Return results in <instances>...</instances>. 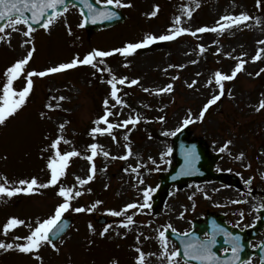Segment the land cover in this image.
<instances>
[{"label":"rangeland","instance_id":"rangeland-1","mask_svg":"<svg viewBox=\"0 0 264 264\" xmlns=\"http://www.w3.org/2000/svg\"><path fill=\"white\" fill-rule=\"evenodd\" d=\"M96 1L105 4L104 0ZM122 3L131 6L112 5L125 15L124 21L89 37L80 26L82 17L74 6H67V11L49 29H33L30 36L24 35L27 25L12 27L8 20L3 25L5 30L0 32L3 37L0 95L6 82L5 70L33 47L35 51L24 76L14 82L17 90L25 86L27 72L44 71L70 62L77 55L82 59L93 49L110 51L126 43L140 42L149 34H168L174 27L191 31L205 26L211 29L225 15L246 13L250 19L223 31H205L195 36L188 32L170 41H156L127 56L114 53L103 58L97 67L78 65L32 77L33 88L26 104L0 125V183L6 177L8 186H16L20 179L33 176L39 183H47L48 160L55 155L51 145L57 137H63L61 152L76 150L80 155L70 159L66 174L57 185L39 188L31 194L0 196V241L23 243L15 238L27 236L37 220L53 215L56 206L64 202L58 195L59 187H72L82 194L73 197L70 208L63 214L72 216V225L66 235L53 242L56 248L44 243L29 254L15 248H0V264H137V249L144 253V264H169L168 258L161 255L159 231L186 232L193 220L201 221L207 212L222 214L227 224L244 228L255 222L258 211L264 207V109L256 110L264 100V71H261L264 43H260L264 41V0L259 5L257 0H122ZM153 12L156 14L151 15ZM178 16L180 24L176 25ZM258 49L261 58L253 61ZM240 60L245 61L242 71L233 80L224 82L221 99L202 120L196 119L204 104L219 92L215 72L230 75ZM113 76L117 81L127 78L124 84L117 83L120 104L110 95L111 85L107 81ZM133 79L138 83L131 84ZM168 84L173 86L171 91H157ZM106 98L107 107L114 113L108 117L110 122L119 124L130 117H140L139 122L135 126L130 123L127 127H114L112 135H91L93 127L107 126L103 122L94 123L104 115ZM189 114L193 119L186 125L190 137L202 138L208 152L219 155L214 171L226 174L225 183L190 181L181 188L171 186L157 212L145 207L142 211L130 209L121 216H113L110 210L120 211L133 202L143 204L144 189H155L158 174L172 163L174 135L168 133H176L177 128L185 126L183 121ZM226 141L231 143L221 151ZM93 143L102 147L90 162L86 157L91 155L88 146ZM126 146L130 147L131 155L122 159L128 152ZM104 151L110 155L105 157ZM241 153L243 156L237 159ZM93 164L94 178L81 186L76 178H87ZM232 175L237 180L235 187L230 185ZM250 178L251 182L245 184ZM80 207L85 211H74ZM127 215H133L134 223L125 227L122 221L126 222ZM99 216L109 221L98 224L94 219ZM9 217L24 220L25 224L5 235L3 225ZM107 226L108 231L101 236ZM260 232L262 235L264 229ZM259 239H254L251 246ZM167 242L169 253L177 249L172 240L167 238ZM256 263V257H252L242 264ZM173 264L190 263L175 257Z\"/></svg>","mask_w":264,"mask_h":264},{"label":"snow or ice","instance_id":"snow-or-ice-1","mask_svg":"<svg viewBox=\"0 0 264 264\" xmlns=\"http://www.w3.org/2000/svg\"><path fill=\"white\" fill-rule=\"evenodd\" d=\"M66 0H0V21L4 20H10L11 26L15 27L19 24L27 25V31L24 32L25 36H30L33 27L31 22H35L38 25H42L44 29H49L51 25L58 20L62 15L63 11H67V8L65 7L63 11H58V6L65 5ZM81 3L84 5L85 8L88 9V15L84 17V20L81 23V27H83V24L88 22V19L91 18V21L95 23L97 20H108L112 19L117 15L115 11H112L110 9L105 10H98L94 7L91 0H81ZM104 3L106 5H112L115 4L117 8L123 7V6H131L130 4L124 5L122 3V0H104ZM258 5L261 3V0H257ZM159 6H156L158 9ZM30 11L31 16L27 18H21L24 15L25 11ZM51 10V11H49ZM156 12L151 13V15H155ZM191 11L187 12V15L191 17ZM15 16L16 18L12 20V17ZM250 17L246 13H240L239 15H225L220 18V21L217 22V27H212L209 29L207 26L200 27L195 29V31H191L188 28L184 27H174L171 28L168 32V34H161V35H154L149 34L144 37V39L140 42L136 43H126L123 47L115 48L110 51H102L98 49H93L92 51L88 52L86 55L83 56L81 59L78 55L74 57L70 62L66 63H60L57 66L48 67L44 71H31L27 72L26 74V84L25 86L17 90L14 88V82L24 76L26 65L29 63V60L32 58L33 53L35 51V48H31L27 52V55H25L22 59L16 60L13 64H11L6 70H5V77L6 82L3 84L2 87V95H0V125H3L6 120L16 114L18 110H20L27 102V98L29 97L32 88H33V79L34 76H46L48 74L58 73L61 71H65L68 69H72L77 67L78 65H91L93 67H97V64L103 63V58L109 57L113 55L114 53H119L121 55L127 56L132 53H134L137 49H140L142 47H146L148 45H151L152 43L156 41H170L175 39L176 37L191 32V35L195 36L197 33H203L205 31H223L226 28H231L234 25L238 26L243 22H246L249 20ZM175 24H180V17H176ZM5 30L4 27L0 26V32H3ZM0 39H3V37H0ZM26 43H31V41H26ZM264 43V41L260 42ZM201 52L204 51L203 46L200 47ZM219 51V49H218ZM260 53L261 50H257V54L252 57L253 61H256L260 59ZM245 61L240 60L232 70L231 74H224L220 71H216L214 74L215 84L219 87V92L216 95H213L207 103L204 104L203 108L201 109L199 116L196 117V119L202 120L205 116V113L209 110V108L214 105L217 101L221 99V97L224 95L225 87L224 82L225 81H231L236 76L237 73L242 71L243 65ZM171 67V66H170ZM104 70V69H102ZM261 71H264V69H261ZM259 75V73H257ZM176 77H174L175 79ZM127 81L126 77H121L117 81V78L113 76L112 79L108 80L107 82L109 85H111V97L115 99L116 104H120L121 100L118 97L119 89L117 87V83L124 84ZM131 84H137L138 80L133 79L130 82ZM196 82L193 81V84ZM209 83H212V80H209ZM192 84H189V87H191ZM172 84H168L165 88L158 89V92H166L172 90ZM145 91H148V89H144ZM231 95V92L228 93ZM63 99V97H61ZM104 104L106 106L104 115L99 117L97 121L94 123L100 124L103 122L106 127H93L90 130V134L95 136L97 134L103 135V134H109L112 135V130L114 127H127L128 124H132L135 126L138 122L140 117H136L135 119L129 118L128 120H124L119 124H113L108 120V117L111 115H114L112 111L109 110L107 107L109 105V100L106 98L104 101ZM51 107V105H49ZM112 107H115V105H112ZM261 109H264V100H261L259 103V107L256 109L257 111H260ZM160 120H163L164 117H159ZM193 122L191 114L183 121L184 125L190 124ZM61 128L64 127V125H60ZM180 129L177 128L176 131H179ZM170 135H174L175 133H168ZM63 137H57L56 140L52 142L51 148L55 150V155L48 160L47 167L50 170V179L47 181V183H39L38 178L33 176L31 179H20L16 182V186H8L9 182L7 178H3L4 182L0 183V196L6 195L8 197H12L14 195H17L19 193H25V194H31L34 191H36L39 188H47L49 186L57 185L60 181V178L63 177L66 174V169L69 166L70 159L72 157L79 156L80 153L76 150L72 151H66L61 152L59 149V145L61 143V140ZM113 139H115V136H113ZM125 139H127V135L125 136ZM231 143V141H226L224 147H222L220 150L224 151L225 148L228 147V145ZM89 149L91 150V155H88L86 158L91 162L93 161V158L99 153V150L102 146L93 143L90 144ZM128 147V146H126ZM105 157L109 156L110 153L107 151H104L102 153ZM131 155V149L128 147V152L125 156L120 157L122 159H127V156ZM243 156V153H241L237 159L241 158ZM189 162H191V153L188 154ZM151 159V158H150ZM139 167V165H137ZM90 175L87 176V178L82 179L77 177V182L82 186L89 181H91L94 178L95 174V165L90 168ZM127 171V169H125ZM132 171H136L135 168L132 169ZM251 182V178L249 180L245 181V184H249ZM141 183L143 181L141 180ZM90 191V190H89ZM154 191V189L146 188L144 189V203L139 204L136 202L129 203L124 206L123 209L120 211L110 210L111 214L113 216H121L122 213H126L130 209H135L136 211H142L145 207H150L148 204V200L150 197V193ZM82 193L79 191H74L72 187L65 188L63 186L59 187L58 195L60 197L64 198V202L58 204L55 208L54 214L49 216L46 219H40L35 222L34 227H30L29 234L25 237H16L17 240H23V243H4L3 241H0V248H3L5 250L13 249L22 252V253H33L34 251H37L40 249L41 245L44 243L50 244L53 248H56V245L53 243L52 239L50 238V235H57L59 232L63 231L64 224L60 223L63 214L70 208V202L73 199L74 196L78 197ZM239 202V201H237ZM101 203L100 201H96V204ZM95 207V204L92 206ZM88 211H91V209H87ZM74 211L81 212L85 211L83 207L75 208ZM134 223L133 215H127L126 216V222L122 221L123 226H127L129 224ZM25 224L24 220H21L16 217H9L7 222L3 225V230L5 235L7 233L20 225ZM91 227V225H90ZM110 226L105 227L103 231L100 232V235L103 236L105 232L108 231V228ZM170 228L171 225H168ZM175 229H173V232ZM230 235V234H229ZM159 238L161 242V247L163 248V251L161 255H164L168 258L169 264H173V260L175 257L180 255L179 250H172L169 253L168 250V242H167V236L165 234V231H159ZM239 237H235L233 240V247L231 248V252L234 257H236V254L241 247L239 244ZM214 236L209 239L199 240L197 242H185L184 243V252L183 255L185 257H190L191 259L201 261L202 264H216L218 261V257L215 252L212 251V245L215 243ZM63 243V241H61ZM58 250V249H57ZM225 252L228 251V249H224ZM137 252L139 253L137 257V264H144V253L137 249ZM238 258V257H237Z\"/></svg>","mask_w":264,"mask_h":264},{"label":"water","instance_id":"water-1","mask_svg":"<svg viewBox=\"0 0 264 264\" xmlns=\"http://www.w3.org/2000/svg\"><path fill=\"white\" fill-rule=\"evenodd\" d=\"M94 7L98 10L110 9L115 11L117 15L112 19L108 20H97L95 23L91 21V18L88 19V22L84 23V28L86 29L87 35L89 36L93 31L111 26L115 23L122 22L124 20V15L112 5H98L95 0H91ZM69 4L76 5L81 11L83 20L84 17L88 15V9L84 7L81 3V0H66L65 5L58 6V11L63 10ZM51 11V10H49ZM31 16L30 11H25L23 18ZM4 21H0V26L3 25ZM32 26L40 27L35 22H31ZM190 132L188 129H183L179 131L176 136L173 138L172 145V157L174 166H171L169 171L166 173H161L159 175V183L153 194L152 209L156 211L165 200L168 193V189L171 184H177L179 187H182L186 184L188 180H207L210 178H217L218 176L213 173V165L218 158L217 155H209L207 153V148L204 145L202 139H193L192 141L188 139ZM203 145V146H202ZM191 153V162H189L188 154ZM215 219H208L207 225H199L200 231L183 236H178L176 234H170L174 240L179 244V253L180 256L185 260L191 261L195 264H202L201 261L191 259L190 257H185L184 252V243L185 242H197L200 239L198 236L203 232L204 229L208 232L210 238L214 236L215 243L212 245V251L216 253L219 258L216 264H239L242 261L246 260L253 253H256L259 258V264H264V240L259 244L257 249L250 250L248 248L249 239H252L256 235V229H258L263 223L264 218H261L255 225L254 228L246 230H238L236 228L227 227L221 220L222 216H218ZM218 220V221H217ZM99 221H105L101 218ZM64 224L63 231L59 232L57 235H50L52 240L58 239L68 228L70 224L69 218H62L61 222ZM194 227L197 226L196 223H193ZM230 234V235H229ZM235 237H239V248L236 257L233 256L231 250L225 252L222 255H219V249L221 246L228 245L230 249L233 247V240ZM238 257V258H237Z\"/></svg>","mask_w":264,"mask_h":264}]
</instances>
